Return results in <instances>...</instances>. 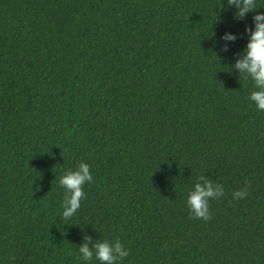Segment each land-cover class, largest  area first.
<instances>
[{"label":"trees","instance_id":"1","mask_svg":"<svg viewBox=\"0 0 264 264\" xmlns=\"http://www.w3.org/2000/svg\"><path fill=\"white\" fill-rule=\"evenodd\" d=\"M256 6L0 0V264H99L84 236L119 239L118 264H264V112L232 67ZM81 161L94 183L64 220ZM201 175L224 187L208 221L187 206Z\"/></svg>","mask_w":264,"mask_h":264},{"label":"clouds","instance_id":"2","mask_svg":"<svg viewBox=\"0 0 264 264\" xmlns=\"http://www.w3.org/2000/svg\"><path fill=\"white\" fill-rule=\"evenodd\" d=\"M227 3L229 6L235 5L237 9L235 18L238 20L244 19L248 13L257 9L256 0H227ZM253 22L254 30L250 27L245 29L250 34L246 49L238 54L232 67L239 71L240 78L253 82L255 90L250 93L248 99L253 102L257 111L264 112V13L254 15ZM221 39L228 42L235 41L237 37L226 33ZM227 47L225 43L223 50L227 51ZM59 183L65 189L62 219L67 220L76 214L81 207V201L86 199L84 186L94 183L91 166L81 161L76 170L66 171ZM249 186L236 190L233 199H245L249 195ZM223 196L222 184L214 183L210 178L201 175L187 195V206L192 218L210 220L212 214L209 210V201ZM83 239L84 243L78 247V260L89 262L95 257L99 264H118L129 255V250L119 239L114 242L100 239L93 241L90 236H84Z\"/></svg>","mask_w":264,"mask_h":264}]
</instances>
